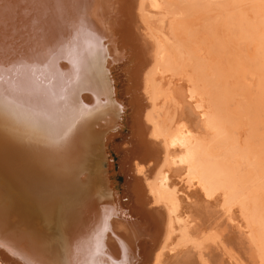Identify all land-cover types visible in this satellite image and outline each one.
<instances>
[{"label": "bare ground", "instance_id": "1", "mask_svg": "<svg viewBox=\"0 0 264 264\" xmlns=\"http://www.w3.org/2000/svg\"><path fill=\"white\" fill-rule=\"evenodd\" d=\"M219 2L0 0V264H181L177 231L229 211L192 114Z\"/></svg>", "mask_w": 264, "mask_h": 264}, {"label": "rangeland", "instance_id": "2", "mask_svg": "<svg viewBox=\"0 0 264 264\" xmlns=\"http://www.w3.org/2000/svg\"><path fill=\"white\" fill-rule=\"evenodd\" d=\"M219 4V14L205 22V43L209 46L201 45L206 72L203 68V88L199 92L207 115L192 114L197 131L206 134L207 144L228 147L219 171L222 187L216 196L228 198L229 211L218 207L220 214L209 226H198L190 218L192 223L177 231H187L190 237L175 250L186 251L181 264H195L199 255L208 264H264V0H221ZM234 46L237 53L232 50ZM197 71L193 74H199ZM185 77L174 84L178 91L175 102L182 113L193 110L184 96L186 87L194 83ZM159 115L162 117L161 112ZM229 132L233 134L230 137ZM117 159L114 157L115 163ZM109 172L115 183L121 182L115 170ZM248 200L251 208H247Z\"/></svg>", "mask_w": 264, "mask_h": 264}, {"label": "water", "instance_id": "3", "mask_svg": "<svg viewBox=\"0 0 264 264\" xmlns=\"http://www.w3.org/2000/svg\"><path fill=\"white\" fill-rule=\"evenodd\" d=\"M103 77H105V76H103ZM111 98V97H110ZM108 100H109V97H108ZM113 113L111 112L110 114H108V115H112ZM111 119L112 118H110L109 119V123H108V125L110 126L109 127V129L112 127L111 126V124L110 123H112L111 122ZM113 128V127H112ZM111 128V129H112ZM108 129V130H109ZM107 131V130H106ZM100 147H101V141L99 140L98 142H97V144H96V147H95V151H92V153H91V155H90V158H91V160H90V162H92L94 159H97V157H100L98 154H99V151H100ZM101 160H102V158H101ZM90 162H89V167L87 166V168L88 169H92L93 168V166H91V164H90ZM100 163H101V161H100ZM103 165L101 164V167H102ZM94 169V168H93ZM99 173V172H98ZM98 173H96V174H98ZM93 176H94V172H93ZM102 197H103V195H102Z\"/></svg>", "mask_w": 264, "mask_h": 264}, {"label": "snow or ice", "instance_id": "4", "mask_svg": "<svg viewBox=\"0 0 264 264\" xmlns=\"http://www.w3.org/2000/svg\"><path fill=\"white\" fill-rule=\"evenodd\" d=\"M97 110L102 113L103 109L100 105H97Z\"/></svg>", "mask_w": 264, "mask_h": 264}]
</instances>
